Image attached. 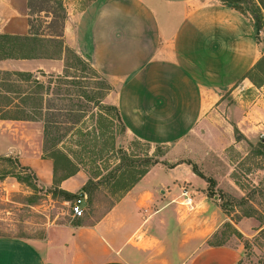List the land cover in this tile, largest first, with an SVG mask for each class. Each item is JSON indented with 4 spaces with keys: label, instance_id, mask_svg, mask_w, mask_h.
<instances>
[{
    "label": "crops",
    "instance_id": "obj_1",
    "mask_svg": "<svg viewBox=\"0 0 264 264\" xmlns=\"http://www.w3.org/2000/svg\"><path fill=\"white\" fill-rule=\"evenodd\" d=\"M29 17L28 0H0V34L29 35ZM61 40L107 80L109 104L133 139L172 146L210 126L197 135L211 153L236 143L234 128L264 143V83L245 78L261 49L245 13L219 0H88ZM63 58L3 60L0 71L60 74ZM5 148L0 141V155ZM20 161L53 186L52 161ZM86 183L78 172L57 188L79 195ZM205 189L183 161L153 167L93 223L74 219L42 240L0 235V264H239L238 249L208 243L229 218Z\"/></svg>",
    "mask_w": 264,
    "mask_h": 264
},
{
    "label": "rangeland",
    "instance_id": "obj_2",
    "mask_svg": "<svg viewBox=\"0 0 264 264\" xmlns=\"http://www.w3.org/2000/svg\"><path fill=\"white\" fill-rule=\"evenodd\" d=\"M226 1L245 13L255 26L256 5L249 3L250 0ZM87 3L88 0H28L30 29L45 38L62 36L65 27L74 29ZM257 41L262 72L256 71L252 77L260 83L264 82V13L258 24ZM50 51L54 50L50 48ZM76 55L83 64L65 55L57 68L63 65L64 69L65 64L68 68L54 75L67 74L70 78L65 81L67 84L54 83L53 94L45 96L46 105L51 108L52 126L56 128L46 141L40 120L0 122V141L6 143L5 153L0 155V235L42 240L49 230L74 223V219H79V223H93L125 196L127 192L123 190L139 172L153 167L168 168L183 161L192 172L206 178L203 192L229 218L208 243L238 249L242 257L239 264H264L263 142L247 143L234 128L232 136L236 143L228 146L225 142L222 151L211 153L197 135H206L210 126L191 133L177 145L152 146L139 142L127 134L113 110H106V105L113 106L109 104L110 92L106 93L102 85L107 80L91 75L89 61L85 56ZM35 75L46 83L49 74L44 78ZM74 83L78 86H73ZM57 87L61 90L60 96L54 94ZM64 91L68 92L64 94ZM83 92L93 98L80 97ZM101 95L106 96L101 98ZM76 116H80L78 122ZM57 138L55 148L68 155L71 168L83 173L90 182L91 199L85 196L81 218L73 217V202H66L55 191L57 183L49 188L41 186L35 171L20 161L22 154L28 159L49 160L54 150L49 139ZM61 175L63 172L59 170L56 179ZM189 185L179 184L183 191Z\"/></svg>",
    "mask_w": 264,
    "mask_h": 264
},
{
    "label": "trees",
    "instance_id": "obj_3",
    "mask_svg": "<svg viewBox=\"0 0 264 264\" xmlns=\"http://www.w3.org/2000/svg\"><path fill=\"white\" fill-rule=\"evenodd\" d=\"M222 3L229 5L239 11L240 9L227 4L226 0H220ZM258 5L252 0L249 3L256 5V11L254 12L255 17V38L257 39V31L258 24L263 17L264 13V0H256ZM263 11V13H262ZM242 12V11H241ZM29 25V35L27 36H11L0 34V61L3 60H30V59H55L60 58L62 55H71L77 64H83L81 59L76 55L73 50L64 46L63 41L61 40L60 35L57 36H48L45 38L37 33H33L31 31L30 24ZM52 48L54 51H50ZM87 60L88 58L85 57ZM262 59H260L254 67L247 73L245 78H247L254 85H261L264 82L257 83L252 74L254 72H259L260 64ZM68 68L67 64L64 65L63 72ZM70 68V67H69ZM88 69L93 73L91 75L98 76L93 68L88 66ZM262 72V71H261ZM41 77H45V74H39ZM40 77H37L35 74L24 73V72H8V71H0V121H18V122H34L40 120L43 122V136L48 139L53 129H56L52 126L53 121L49 114L50 105H46L45 96L48 94H53L52 90L55 84H67L65 81L70 78L67 74L61 75H48V80L46 83L39 80ZM104 90L106 93L111 91V87L107 82L103 84ZM73 86H78L75 83ZM66 92L68 91H64ZM55 95L60 96L61 90L59 87L55 90ZM106 95H101V98H104ZM80 97H85L86 99H92L88 95H80ZM106 110H113L116 117L119 119V115L117 109L113 106H105ZM79 117L76 116V122L79 121ZM121 122V121H120ZM123 125V124H122ZM124 127V126H123ZM58 130V129H57ZM59 139H49V143L54 146V150H51L48 159L53 163V185L56 183L65 180L69 177H72L78 170L75 168H71L72 161L68 155L59 149L55 148V143L58 142ZM264 145V143H262ZM63 172V175L60 176L59 179H56V174L58 171ZM148 172V169L143 170L137 174V177L128 184L127 188L123 191H128L135 184L139 182V180ZM195 175L200 177L203 180H206L203 175L194 172ZM205 182H208L207 180ZM87 182L85 186L82 188V192L87 196V200L91 199V191L88 189ZM55 191L60 194L66 202H74L78 198V194H70L59 190L58 188ZM210 246H220L219 244Z\"/></svg>",
    "mask_w": 264,
    "mask_h": 264
},
{
    "label": "built area",
    "instance_id": "obj_4",
    "mask_svg": "<svg viewBox=\"0 0 264 264\" xmlns=\"http://www.w3.org/2000/svg\"><path fill=\"white\" fill-rule=\"evenodd\" d=\"M183 196H185V200L182 201V205L187 207V209L192 208V201L190 199V197L186 196V193L183 192ZM84 198H77L71 206V210H72V215L74 218H81L84 214V210L82 208V205L84 203Z\"/></svg>",
    "mask_w": 264,
    "mask_h": 264
},
{
    "label": "water",
    "instance_id": "obj_5",
    "mask_svg": "<svg viewBox=\"0 0 264 264\" xmlns=\"http://www.w3.org/2000/svg\"><path fill=\"white\" fill-rule=\"evenodd\" d=\"M78 197L79 198H84V194L81 192V193H79Z\"/></svg>",
    "mask_w": 264,
    "mask_h": 264
}]
</instances>
